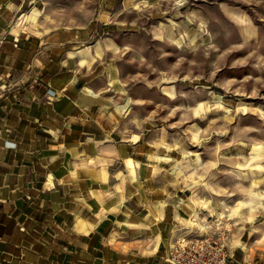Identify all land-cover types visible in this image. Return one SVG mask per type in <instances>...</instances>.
Masks as SVG:
<instances>
[{
    "label": "crops",
    "instance_id": "crops-1",
    "mask_svg": "<svg viewBox=\"0 0 264 264\" xmlns=\"http://www.w3.org/2000/svg\"><path fill=\"white\" fill-rule=\"evenodd\" d=\"M147 1L85 14L84 0H3L0 264H178L174 237L214 228L192 192V128L124 109L119 36L138 5L168 0ZM213 1L243 40L259 37L264 0ZM256 222L238 218L235 264L264 261Z\"/></svg>",
    "mask_w": 264,
    "mask_h": 264
},
{
    "label": "rangeland",
    "instance_id": "rangeland-1",
    "mask_svg": "<svg viewBox=\"0 0 264 264\" xmlns=\"http://www.w3.org/2000/svg\"><path fill=\"white\" fill-rule=\"evenodd\" d=\"M93 1L84 0L85 14ZM156 4L138 5L140 24L119 36L132 110L192 128L194 198L207 215L235 220L234 229L238 218H256L264 251V20L257 39L243 40L216 1Z\"/></svg>",
    "mask_w": 264,
    "mask_h": 264
},
{
    "label": "built area",
    "instance_id": "built-area-1",
    "mask_svg": "<svg viewBox=\"0 0 264 264\" xmlns=\"http://www.w3.org/2000/svg\"><path fill=\"white\" fill-rule=\"evenodd\" d=\"M0 0V11L3 8ZM209 221L214 222V228H205L204 232H180L170 246L168 259L178 264H235V255L231 252L234 239L235 220L214 218L208 215ZM237 264H264L256 259L253 262L238 261Z\"/></svg>",
    "mask_w": 264,
    "mask_h": 264
},
{
    "label": "bare ground",
    "instance_id": "bare-ground-1",
    "mask_svg": "<svg viewBox=\"0 0 264 264\" xmlns=\"http://www.w3.org/2000/svg\"><path fill=\"white\" fill-rule=\"evenodd\" d=\"M131 108H132V105H130V104H126V105H124V109H125L126 111H130Z\"/></svg>",
    "mask_w": 264,
    "mask_h": 264
}]
</instances>
